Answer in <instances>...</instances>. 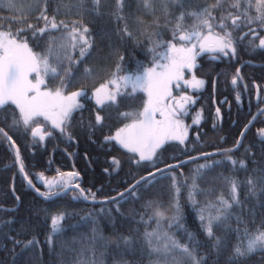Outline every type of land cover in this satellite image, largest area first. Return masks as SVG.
<instances>
[{
    "label": "snow or ice",
    "instance_id": "1",
    "mask_svg": "<svg viewBox=\"0 0 264 264\" xmlns=\"http://www.w3.org/2000/svg\"><path fill=\"white\" fill-rule=\"evenodd\" d=\"M48 3L49 0H28L27 4L19 5L16 0H0V8L19 13L18 16L14 15L11 18H0V20L10 21V25L11 23L18 25L13 30L11 26L5 29L4 24L0 23V124H6L7 128L13 132L22 130V134L30 135L34 141L38 139L43 142L52 133L40 123L42 118L44 122L51 125L52 129H58L61 135L67 134L71 139L67 126L71 122L73 113L82 108L78 98L85 96L86 91L81 88L68 92V88L76 83L90 80L94 74L104 71L102 65L86 66L82 72L79 70L81 63L93 57L94 41L91 38L89 27L84 23V18L102 15L114 17L117 25L115 36L121 44L129 40L138 43L139 37L148 38L152 45L148 51L153 53V63L151 67L138 65L134 73L120 75L123 70L124 56H119V62L115 70L111 72L110 78L100 83L92 92V98L97 105L95 125H102L105 120L100 110L118 105L120 98H128L129 89L132 98H135L137 92H143L145 98L142 107L136 111L120 113L124 120L130 122L117 128L114 134L106 136L105 140H114L121 148L132 154L134 163L145 162L154 171H149L146 176L135 180L127 189L118 194L119 198L113 197L101 203H116V211L119 213V205L122 201L129 198L142 201L140 210L132 208L130 214L139 216L140 221L145 224L155 221V229L143 233L149 257L147 264H249L256 254L260 256L258 264H264V199H262L264 197V166L254 167L244 182L247 189L246 200L255 201L251 206L240 200L238 189L241 187V182L235 178H225L230 186L228 198L220 195L215 200L206 201L199 206L200 229L206 241L198 240L191 232H187L185 242L169 235L168 231L163 230L164 218L168 212L163 200L164 193L156 192L151 196H142V192L151 191L158 180L171 181L168 194L171 214L167 217V228L171 229L174 225L183 227L180 224L182 220L180 197L185 189L187 199L193 207H197L196 197L198 195L212 191L211 188H201L199 182L204 180L206 174L214 167L223 164L221 160H211L209 163L198 165L192 174L190 183L186 179H181L182 172L179 176L175 172L187 161L178 160L175 164H166L163 168L157 167L158 163L163 162L160 156L166 143L177 141L181 145L185 144L189 125L183 123L182 117L188 113V106L195 102L188 95L174 96L172 85L175 82L179 89L180 82L183 81L188 88L202 87L204 80L197 79L194 74L191 80L185 79L186 70L191 72L196 67V59L201 53H217L226 57L231 53L234 57L237 50L234 32L244 27L248 28V32L242 33L239 37L242 41L249 34L253 38L256 37L257 29L252 27L253 25L264 29V0H255L254 5L251 0H216L213 5L191 11L188 9L192 7L193 0H115V8L107 13L102 11V0H70L67 4L59 0L51 16L47 13ZM132 4H135L136 9L144 16L151 17V19L146 22L135 12L127 11ZM175 6H178L181 11L179 15L174 16L175 23L171 28L172 39L161 40L158 38L160 33L151 29L160 27L161 15L166 25L170 23L169 18L173 16L171 8ZM216 9H223L218 23H214L217 18L213 12ZM253 9L254 15L252 14ZM61 11L66 14L75 12L79 19L72 20L70 27L69 22L57 20V15ZM32 13H37L35 19L37 22L42 21L43 26L28 21V16ZM189 17L193 22L186 25L185 21ZM27 32H32L33 39L37 38V33L40 37L54 32H61L62 35L59 38L51 36L46 49L36 52L29 46L26 38ZM111 35L105 32L101 36L102 41L107 37L110 52L115 50ZM153 37L157 39L154 40ZM69 41L73 50L79 48L78 60H72L67 56V42ZM252 46L255 47L254 42ZM259 47L264 49V37L259 38ZM157 49L164 50L157 53ZM97 51H103V47ZM215 58L214 56L213 59ZM65 59L69 61L67 67L64 66ZM236 73L237 75L232 78L233 85L238 82L239 68L236 69ZM57 78L59 84L49 88L47 81L49 79L55 81ZM121 89L124 91L122 92ZM239 99L238 95L237 100ZM216 114L219 116V108L216 109ZM9 116L11 117L10 122ZM193 123H200L199 113L193 117ZM249 123L251 124V121ZM248 127L249 125H245V130ZM0 134L9 142L10 149L15 150V164L19 166L23 179L32 187L33 182L25 170L16 142L5 127H0ZM243 135L242 132L241 139L237 140L235 148L224 149L222 152L226 154L238 149ZM257 136L264 145V128L258 130ZM220 154V151L202 153L200 157H189V160L200 158L210 160L212 156ZM225 159L231 163L233 170L239 163L240 169L247 171L243 159L237 162L230 155H225ZM112 162L119 164L115 158ZM256 163L253 161V164ZM105 171L108 170L105 169ZM59 175L61 176L59 181H45L47 192H39V189H36L45 200L59 196L61 193L56 191L58 187L64 190L72 187V181L78 173ZM40 179H45L42 174ZM75 187L79 188V185ZM89 196L95 202L96 193L85 195L84 190L80 189V197H74V199L88 200ZM17 200L19 201V197ZM257 207L261 210L262 219L259 226L250 228V223L252 225L256 223ZM234 208L239 211H234ZM65 216L66 213L60 212L51 217L54 233L59 231L57 226ZM233 220L236 224L235 228L231 227ZM7 223L11 224L12 221ZM217 229L222 234L218 235ZM5 235L7 239L13 240L14 246L20 244V241L12 236L7 233ZM233 236L235 237L234 243L231 241ZM53 242L52 236H49L50 247ZM35 243L36 241L29 240L24 248ZM88 243L92 259L87 262L80 259L79 257L84 253L81 249L77 254V259L69 261L68 264H102V261L95 258L96 248L99 245L103 250L101 255H104L108 244L102 235H97L95 227L92 228V236L88 239ZM122 245L124 249L134 251L131 236L121 234L116 243V249L120 251ZM204 247H207L208 251L200 254V249ZM69 250L75 251L74 249ZM225 253H227L226 256ZM141 255H143V250H141ZM61 264H64L63 260ZM115 264H128V262L116 261Z\"/></svg>",
    "mask_w": 264,
    "mask_h": 264
},
{
    "label": "trees",
    "instance_id": "2",
    "mask_svg": "<svg viewBox=\"0 0 264 264\" xmlns=\"http://www.w3.org/2000/svg\"><path fill=\"white\" fill-rule=\"evenodd\" d=\"M16 2L19 5H24L28 3V0H16ZM58 2L59 0H49L47 8L49 16L53 15ZM63 2L67 4L70 0H63ZM251 2L253 5L255 4V0H251ZM102 3V11L105 13L115 8V0H102ZM215 3L216 0H193L192 7L188 10H200ZM127 11L135 12L146 22L151 19L138 11L135 4H132ZM171 11L173 16L169 18L170 23L166 25L161 15L160 27L151 29L160 33L158 38L161 40L172 39L171 28L175 23L174 16L179 15L181 9L175 6L171 8ZM222 11L223 9L214 10L213 15L217 18L214 23H218ZM252 14H255L254 9ZM14 15L18 16L19 13H13L7 8H0V18H11ZM36 15L37 13H32L28 16V21L43 26L42 21H36ZM74 19H79L75 12L66 14L61 11L57 15L58 21L65 20L69 22L70 27L71 21ZM192 22V18L189 17L185 24L190 25ZM0 23L4 24L5 29L11 26L15 30L18 27L15 23L10 25L8 20H0ZM84 23L89 27L91 38L94 41L93 57L85 63H81L79 70L82 72L86 66L102 65L104 71L94 74L90 80L76 83L68 88V92L81 88L86 91L85 96L78 98L82 108L73 113L71 122L67 126V132L71 134V139L67 134L61 135L58 129H52L51 125L44 122L42 118L40 123L52 133L43 142L38 139L34 141L30 135L22 134V130L13 132L7 128L6 124H0V127H5V130L9 131V135L16 142L29 179L32 180L34 187L39 189V192H43L44 189L36 179L40 173L45 178L56 177L61 173H78L76 183L79 185V189H71L66 194L56 196L51 200H45L37 195L23 179L19 166L15 164V151L10 149L9 142L0 134V207H2L0 208V264H61L62 260L64 264H68L69 261L77 259V254L81 249L84 250V253L79 258L87 262L92 259L88 239L92 236L93 227L97 229V235H102L108 244L104 255H101L103 250L99 245L96 248L95 258L102 261V264H115L116 261H127L128 264H147L148 262L149 257L143 233L155 229V221L145 224L140 221L139 216L130 214L132 208L140 210L142 201H134L131 198L122 201L118 213L116 203L93 202L91 196L88 200L74 199V197H80V189H83L85 195L96 193L95 200L107 199L127 189L135 180L146 176L147 172L154 171L145 162L134 163L132 154L121 148L115 141L105 140V137L111 135L117 128L130 122L124 120L120 113L136 111L142 107L144 93L137 92L135 98H132L129 89L128 98H120L118 105L101 109L100 114L105 117L102 125H95L97 105L91 97L93 88L110 78L111 72L115 70L116 64L119 62L120 55L124 56L123 70L120 75L134 73L138 65L151 67L153 53L148 49L152 45L146 36L139 37L138 43L129 40L121 44L115 36L117 27L115 18L108 15L91 18L86 16ZM252 27L257 29L255 38L249 34L242 41L239 39L242 33L248 32L247 27L234 32V37L237 40L234 57L231 53L226 57L222 54L208 52L201 53L197 57L196 67L191 73L197 79L204 80V84L198 89H187V94L195 101L188 106V113L182 117L183 123L189 125L188 138L183 145L177 141L166 143L160 156L163 162L157 164V167L162 168L166 164L186 160L187 163L182 168L176 169L175 172L177 176L182 172L181 179H186L190 183L192 174L198 165L209 163L211 160H221L223 164L214 167L206 174L205 179L199 182L201 188H211L212 191L198 195L196 197L197 207H193L187 199V190L185 189L180 197L182 209L180 224L183 227L174 225L171 229L167 228V217L171 214V208L168 206L171 181L168 179L158 180L151 191L142 192V196L145 197L156 192L164 193L163 200L168 212L164 218L163 230L168 231L169 235L181 242L187 240V232L193 233L200 241H206L200 229L199 206L206 201L215 200L220 195L228 198L230 186L225 178H235L241 182L238 191L242 202L248 206L255 203L251 199L246 200L247 189L244 182L254 167L264 166V145L257 136L258 130L264 128V109L259 112L254 122L244 132L239 148L226 154L222 152L224 149L235 148L240 137L239 134L246 123H249L255 112L264 107V49L259 47V38L264 37V29L259 28L258 25ZM105 32L112 34L111 41L114 51L110 52L107 37L103 41L101 40V36ZM61 35V32H54L40 37L37 33V38L33 39L32 32H27L26 38L34 51L41 52L46 49L51 36L59 38ZM21 39H25V37H21ZM153 39L155 40L157 37H153ZM252 42L255 47L252 46ZM100 47H103V51L98 52ZM163 50L157 49L156 52L159 53ZM67 56L72 60L79 59V48L73 50L70 41L67 45ZM214 56L215 59H213ZM68 63L69 61L65 59L64 66L67 67ZM240 65L238 82L233 85L232 78L237 75L236 69ZM73 67L75 69V65ZM47 82L48 86L53 88L59 84V79L57 78L55 81L49 79ZM121 91L124 90L121 89ZM238 95L239 101L237 100ZM217 108L220 109L219 116L216 114ZM197 113L200 114V123L194 124L193 117ZM8 120L10 122V116ZM214 124L215 127H213ZM90 125L92 126L90 127ZM197 136H199V140H197ZM218 151L221 154L212 156L210 160L204 158L188 160L189 157H195L202 153ZM225 155L232 156L237 162L243 159L247 171L240 169L239 163L233 170V166L225 159ZM113 158L119 162L118 165L113 164ZM253 161L257 163L253 164ZM12 182L15 195L11 191ZM61 189L58 187L56 191ZM17 197H19L18 204ZM234 211H239V209L234 208ZM60 212L66 213V216L57 226L59 231L54 233L51 217ZM261 219V210L257 207L256 223L255 225L250 223L249 227L259 226ZM8 221H12V223L9 224ZM231 227H236L234 220L231 222ZM5 233L20 241V244L14 246L13 240L7 239ZM121 234L132 237L134 251L124 249L123 245L120 251L116 249V243ZM217 234H222L219 229H217ZM49 236H52L54 241L51 247L48 243ZM29 240H34L36 243L24 248ZM231 241L235 242L234 236L231 237ZM141 250H143V255H141ZM206 251L208 248L204 247L200 249V254ZM226 255L227 253H225ZM259 259V254H256L249 264H258Z\"/></svg>",
    "mask_w": 264,
    "mask_h": 264
},
{
    "label": "rangeland",
    "instance_id": "3",
    "mask_svg": "<svg viewBox=\"0 0 264 264\" xmlns=\"http://www.w3.org/2000/svg\"><path fill=\"white\" fill-rule=\"evenodd\" d=\"M67 45H68V42H67ZM188 71L186 70V72H185V79H187V80H191L192 79V76H193V74L191 73V72H189V73H187ZM189 76H188V75ZM99 86V85H98ZM97 86V87H98ZM49 87V86H48ZM49 88H52V87H49ZM187 89H190V90H192V89H194V88H188V87H186L185 85H184V82L183 81H181L180 82V88L179 89H177V87H176V83L175 82H173V85H172V91H173V95L174 96H177V97H179V96H181V95H188L187 94ZM76 90H78V89H76ZM75 90V91H76ZM93 90H94V88H93ZM93 92V91H92ZM92 92H91V97H92ZM189 96V95H188ZM115 132V131H114ZM114 132L112 133V134H114ZM111 134V135H112ZM114 141V140H113ZM138 158V157H137ZM40 175H41V173L40 174H38L37 176H36V179H37V181L42 185V187H44V189H43V192H47L48 191V189L45 187V181H59V180H61V176L60 175H58V176H56V177H51V178H45L44 176V180H42V179H40ZM65 178H67L66 176H65ZM75 184H76V182H75Z\"/></svg>",
    "mask_w": 264,
    "mask_h": 264
},
{
    "label": "water",
    "instance_id": "4",
    "mask_svg": "<svg viewBox=\"0 0 264 264\" xmlns=\"http://www.w3.org/2000/svg\"><path fill=\"white\" fill-rule=\"evenodd\" d=\"M240 67H241V65L238 67L239 69H240ZM240 74V73H239ZM264 109V107H262L261 109H259L257 112H255V114L253 115V117L251 118V123H253L254 122V120L256 119V117L259 115V112H261L262 110ZM249 121V122H250ZM246 125H249V127L251 126V124L250 123H246ZM248 127V128H249ZM247 128V129H248ZM246 130H245V126H244V128L242 129V131H241V133L243 132H245ZM241 133L239 134L240 135V137H239V140H240V138H241ZM15 151V150H14ZM201 155H198V156H195V157H200ZM189 160V159H188ZM184 161H186V160H184ZM177 163V162H176ZM172 164H175V163H172ZM163 168V167H162ZM78 179V176H76V178L72 181V187H70L69 189H67V190H64V189H61L59 192L61 193L60 195H62V194H64V193H67L69 190H71V189H73V188H76L75 187V185H77V183L75 184V181ZM12 180H13V178H12ZM30 187V186H29ZM36 193H37V191H36V187H34V185L31 187ZM76 189H79V188H76ZM11 191H12V193L14 194V191H13V182H12V184H11ZM123 192V191H122ZM15 195V194H14ZM37 195H39L38 193H37ZM59 195V196H60ZM40 196V195H39ZM40 197H42V196H40ZM113 197H117L118 198V193H117V195H115V196H112V197H110V198H107V199H101V200H95V202H101V201H105V200H110L111 198H113ZM43 198V197H42ZM55 198V197H54ZM17 199V198H16ZM93 201V200H92ZM91 201V202H92ZM19 203V201L17 200V204ZM0 208H2V207H0ZM8 209H11V208H8Z\"/></svg>",
    "mask_w": 264,
    "mask_h": 264
},
{
    "label": "flooded vegetation",
    "instance_id": "5",
    "mask_svg": "<svg viewBox=\"0 0 264 264\" xmlns=\"http://www.w3.org/2000/svg\"><path fill=\"white\" fill-rule=\"evenodd\" d=\"M76 182V181H75ZM73 189H76V188H73Z\"/></svg>",
    "mask_w": 264,
    "mask_h": 264
}]
</instances>
